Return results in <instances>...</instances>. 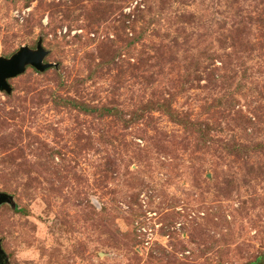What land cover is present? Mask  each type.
Instances as JSON below:
<instances>
[{
  "label": "rangeland",
  "instance_id": "obj_1",
  "mask_svg": "<svg viewBox=\"0 0 264 264\" xmlns=\"http://www.w3.org/2000/svg\"><path fill=\"white\" fill-rule=\"evenodd\" d=\"M39 43L0 91L4 264H264V0H0V58Z\"/></svg>",
  "mask_w": 264,
  "mask_h": 264
},
{
  "label": "water",
  "instance_id": "obj_2",
  "mask_svg": "<svg viewBox=\"0 0 264 264\" xmlns=\"http://www.w3.org/2000/svg\"><path fill=\"white\" fill-rule=\"evenodd\" d=\"M48 52L44 50L41 43L38 44L36 50L27 47L21 48L9 59L0 58V91L11 94L12 89L8 84V80L15 79L25 73L27 67H32L39 73L56 67L53 64H44ZM11 198L6 194H0V206L9 203ZM5 263V254L0 245V264Z\"/></svg>",
  "mask_w": 264,
  "mask_h": 264
},
{
  "label": "trees",
  "instance_id": "obj_3",
  "mask_svg": "<svg viewBox=\"0 0 264 264\" xmlns=\"http://www.w3.org/2000/svg\"><path fill=\"white\" fill-rule=\"evenodd\" d=\"M78 108H80L81 110H83L84 112H88V113H92L93 112V109H89V108H87V107H80V106H78V105H76Z\"/></svg>",
  "mask_w": 264,
  "mask_h": 264
}]
</instances>
